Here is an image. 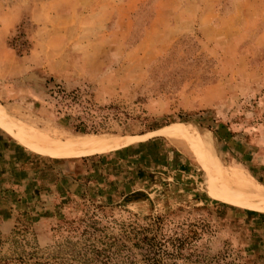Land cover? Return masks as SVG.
Segmentation results:
<instances>
[{
	"label": "rangeland",
	"instance_id": "obj_1",
	"mask_svg": "<svg viewBox=\"0 0 264 264\" xmlns=\"http://www.w3.org/2000/svg\"><path fill=\"white\" fill-rule=\"evenodd\" d=\"M0 109L24 126L0 119V256L264 264V208L232 197L202 146L165 134L192 125L237 190L264 194V0H0ZM39 133L130 140L59 151ZM137 144H153L150 162ZM166 145L191 177L155 161Z\"/></svg>",
	"mask_w": 264,
	"mask_h": 264
},
{
	"label": "bare ground",
	"instance_id": "obj_2",
	"mask_svg": "<svg viewBox=\"0 0 264 264\" xmlns=\"http://www.w3.org/2000/svg\"><path fill=\"white\" fill-rule=\"evenodd\" d=\"M0 119H2L5 124L20 129L24 128L21 125H15L14 123L7 120L5 117V113L0 109ZM26 128V127H25ZM165 134L177 141H183L185 143H190L192 145H196L199 147H203L204 151L206 152L207 156L211 159L213 164L218 168L220 177L222 182L224 183L228 193L243 203L253 205V206H260L264 208V194L255 192V191H239L234 187L232 182H237L236 178H231L230 174H226V171L220 167L216 157H214L210 152V146L204 144L203 142L207 141V139L199 134L196 129L192 125L187 126H173L166 129ZM32 140L41 145L44 148L55 149L59 151H67V150H76V149H106L113 146H117L123 144L130 140V138H119V137H90L87 135L83 136H72V135H65L64 139H53L45 134H37L31 136ZM207 147H206V146ZM231 179V181H230ZM243 180V179H242ZM238 194V196H236Z\"/></svg>",
	"mask_w": 264,
	"mask_h": 264
},
{
	"label": "crops",
	"instance_id": "obj_3",
	"mask_svg": "<svg viewBox=\"0 0 264 264\" xmlns=\"http://www.w3.org/2000/svg\"><path fill=\"white\" fill-rule=\"evenodd\" d=\"M137 145H138V147L129 148L130 150L131 149H133V150H131V151L128 150V152H130V153L131 152L134 153L136 151L140 152V153H137L138 158L136 157L134 160L136 162H150V160H148V158H147L148 156H147L146 152L148 150V147L150 145H153V144H147L148 146H144L142 144H137ZM166 146L168 147V145H166ZM160 153L161 154L164 153V157L157 156V157H155L156 160L154 158H153V160H155L156 162H164V165L166 166V168L171 170L175 175H179L180 176V177L176 176V178L181 179L183 177H191L192 176L190 174V172L193 171L192 170L193 169L192 168V164L190 163L191 161L187 159L185 153L181 149H179L177 147H174L172 145V147H168V148H166V150H165V147H164L160 151ZM21 154H23V156L25 158L24 162L32 161V158H33L32 154H30V153H28L26 151H21ZM121 154H123V152H121ZM126 156H134V155H129L128 154V155H124L123 157H126ZM90 161H91V159H90ZM18 162L24 163L21 159L18 160ZM126 162H128V160H126ZM4 174H5V172H4Z\"/></svg>",
	"mask_w": 264,
	"mask_h": 264
},
{
	"label": "trees",
	"instance_id": "obj_4",
	"mask_svg": "<svg viewBox=\"0 0 264 264\" xmlns=\"http://www.w3.org/2000/svg\"><path fill=\"white\" fill-rule=\"evenodd\" d=\"M16 44L19 40L15 39ZM25 41L19 42L18 46H23ZM70 96V97H69ZM69 97V98H68ZM79 98V95L74 92H70L69 94H65V99H70V101L77 102ZM68 106V105H67ZM72 122V127L74 128V131L80 132L83 134H88L89 132H94L91 126H87V124L79 118V116H75ZM141 134V133H139ZM85 157V156H84ZM83 158V157H81ZM262 214V213H261ZM19 231L17 227H14L11 231V241L16 243L15 236L19 235ZM33 250L30 252H26L24 254V257L18 256H0V264H70L67 259L62 258V256H55V257H42L36 255L37 253V246H32ZM150 248H152V245H150Z\"/></svg>",
	"mask_w": 264,
	"mask_h": 264
}]
</instances>
